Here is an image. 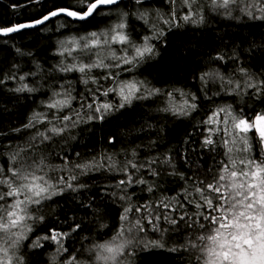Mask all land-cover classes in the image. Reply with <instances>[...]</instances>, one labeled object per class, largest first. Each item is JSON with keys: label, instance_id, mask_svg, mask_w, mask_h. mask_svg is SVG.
Instances as JSON below:
<instances>
[{"label": "clouds", "instance_id": "clouds-1", "mask_svg": "<svg viewBox=\"0 0 264 264\" xmlns=\"http://www.w3.org/2000/svg\"><path fill=\"white\" fill-rule=\"evenodd\" d=\"M67 5L0 31L12 52L0 65V264L259 258L264 0ZM220 25L239 33L227 51L174 47L186 73L150 70L171 34L190 32L194 46Z\"/></svg>", "mask_w": 264, "mask_h": 264}, {"label": "trees", "instance_id": "trees-1", "mask_svg": "<svg viewBox=\"0 0 264 264\" xmlns=\"http://www.w3.org/2000/svg\"><path fill=\"white\" fill-rule=\"evenodd\" d=\"M67 6V0H43L42 3H34L32 0H0V26H9L11 24L33 20L39 18L49 10ZM29 31L30 30H20L14 38L23 41L24 37L29 34ZM221 31L224 32L223 40L217 38V32ZM217 32L200 33L201 38L194 42V46L193 36L190 32L177 31L171 34L169 48L165 50V56L161 58L159 64L152 66L150 70L164 78L178 74L181 71L186 73L188 71V64L186 63L183 68L177 64L175 57L172 55V49L174 47L179 49L188 46L187 50L190 53H194L196 50L203 51L204 49L216 50L221 46H224L227 51L234 41L239 40V33H234L231 29H225L223 25H220ZM177 41H179V43H177ZM34 44L35 40L23 46L32 47ZM46 54L47 49H41L38 52V55L41 57L46 56ZM11 56V49L0 43V65L6 64ZM181 59L190 62L191 57L182 56ZM45 63H47V60H45ZM0 71H2V69H0ZM3 97L4 93L0 91V98ZM4 102L10 103V98ZM144 259L145 264H170L172 257L162 252H154Z\"/></svg>", "mask_w": 264, "mask_h": 264}, {"label": "snow or ice", "instance_id": "snow-or-ice-1", "mask_svg": "<svg viewBox=\"0 0 264 264\" xmlns=\"http://www.w3.org/2000/svg\"><path fill=\"white\" fill-rule=\"evenodd\" d=\"M63 11H67V13L69 15H74L75 13H73L72 11L68 10V9H64ZM30 25H14L10 28H4V29H0V31H5V32H10V31H16V30H19L20 28H23V27H28ZM258 121L261 119V118H257ZM243 123V122H242ZM224 219H227L226 217ZM226 225L224 224H221V227H225ZM236 239H239V237H237ZM244 244L248 245L249 247L252 246V239L249 237V238H246L244 239L243 241ZM237 247H239V245H237ZM260 249H261V253L262 255L259 257V258H256V259H249L248 256H247V253H243L242 254V257H241V260H240V264H261L262 261H264V243H261L260 245ZM228 254L225 253V256H227Z\"/></svg>", "mask_w": 264, "mask_h": 264}, {"label": "water", "instance_id": "water-1", "mask_svg": "<svg viewBox=\"0 0 264 264\" xmlns=\"http://www.w3.org/2000/svg\"><path fill=\"white\" fill-rule=\"evenodd\" d=\"M54 10V9H53ZM32 20H29V21H24V22H20V23H30ZM17 24H19V23H15V24H11V25H9V26H14V25H17Z\"/></svg>", "mask_w": 264, "mask_h": 264}]
</instances>
